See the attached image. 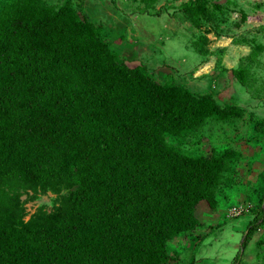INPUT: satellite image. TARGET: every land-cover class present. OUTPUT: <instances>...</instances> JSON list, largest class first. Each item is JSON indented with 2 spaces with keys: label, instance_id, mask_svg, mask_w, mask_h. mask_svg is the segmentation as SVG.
<instances>
[{
  "label": "trees",
  "instance_id": "trees-1",
  "mask_svg": "<svg viewBox=\"0 0 264 264\" xmlns=\"http://www.w3.org/2000/svg\"><path fill=\"white\" fill-rule=\"evenodd\" d=\"M1 1L0 264H172L167 244L200 227L199 204L218 209L236 154L187 155L166 138L243 109L130 66L69 4ZM17 189L70 193L22 222ZM252 216L232 264L263 227L264 187Z\"/></svg>",
  "mask_w": 264,
  "mask_h": 264
},
{
  "label": "rangeland",
  "instance_id": "rangeland-1",
  "mask_svg": "<svg viewBox=\"0 0 264 264\" xmlns=\"http://www.w3.org/2000/svg\"><path fill=\"white\" fill-rule=\"evenodd\" d=\"M191 1L196 0H45L56 8L69 4L100 25L117 57L130 66L143 65L157 82L213 93L221 106L243 109L240 118L210 119L185 138H166L187 155L236 154L223 177L218 209L198 205L200 228L167 244L168 254L177 259L172 264H232L264 187V0H204L202 14L184 9ZM239 69L241 83L233 74ZM17 192L22 222L54 214L70 193ZM241 201L252 209L230 220L228 210ZM207 232L212 233L201 245L186 249L189 235L201 239ZM243 259L244 264H264V224L247 243Z\"/></svg>",
  "mask_w": 264,
  "mask_h": 264
},
{
  "label": "built area",
  "instance_id": "built-area-1",
  "mask_svg": "<svg viewBox=\"0 0 264 264\" xmlns=\"http://www.w3.org/2000/svg\"><path fill=\"white\" fill-rule=\"evenodd\" d=\"M251 209L252 206L248 202L241 201L228 210L227 217L229 219H235L248 214Z\"/></svg>",
  "mask_w": 264,
  "mask_h": 264
},
{
  "label": "crops",
  "instance_id": "crops-1",
  "mask_svg": "<svg viewBox=\"0 0 264 264\" xmlns=\"http://www.w3.org/2000/svg\"><path fill=\"white\" fill-rule=\"evenodd\" d=\"M203 205V203H201V204H199V206H202ZM231 220V219H230ZM219 227H221V226H219ZM218 227V228H219ZM200 228V227H199ZM216 230H218V229H216ZM212 232H207V234L206 233H204L205 235L204 236H202V238L201 239H197V238H192V236L191 235H189V237H188V241H187V244L188 245H186V249H189L190 247H194L195 248V246H196V244H199V245H201V241H203L206 237H208L210 234H211ZM189 234H191V233H189ZM187 251V250H186ZM182 255V254H181ZM180 255V256H181ZM181 258H179V260H180ZM243 262V263H242ZM240 264H244V259H243V252H242V257H241V261H240Z\"/></svg>",
  "mask_w": 264,
  "mask_h": 264
}]
</instances>
